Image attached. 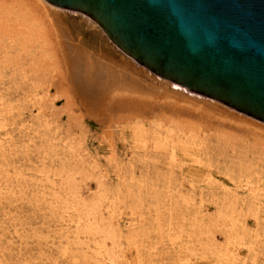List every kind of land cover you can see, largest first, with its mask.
<instances>
[{"label":"rangeland","instance_id":"1","mask_svg":"<svg viewBox=\"0 0 264 264\" xmlns=\"http://www.w3.org/2000/svg\"><path fill=\"white\" fill-rule=\"evenodd\" d=\"M53 14L91 58L156 77L82 13L0 0V264H264V122L180 90L261 130L158 100L103 110L93 78L77 97L40 22Z\"/></svg>","mask_w":264,"mask_h":264},{"label":"water","instance_id":"2","mask_svg":"<svg viewBox=\"0 0 264 264\" xmlns=\"http://www.w3.org/2000/svg\"><path fill=\"white\" fill-rule=\"evenodd\" d=\"M45 1L90 17L154 80L264 122V0Z\"/></svg>","mask_w":264,"mask_h":264},{"label":"bare ground","instance_id":"3","mask_svg":"<svg viewBox=\"0 0 264 264\" xmlns=\"http://www.w3.org/2000/svg\"><path fill=\"white\" fill-rule=\"evenodd\" d=\"M54 15L55 14H53L51 19L41 18L42 20L40 22H43L48 28L47 31L49 32L48 34H50V39L55 48L57 62L62 67V78L66 79V82H68L72 89L71 91H73L77 97L80 85L76 79L81 78L89 82L93 78L96 79L101 88H103L101 98L103 104L101 108L103 110L107 108L106 105H110L113 102H121L122 105L133 106L135 109L144 106V104L150 106L156 105L159 102V106L166 108V110L170 109L179 114L182 113L198 117L207 124L218 123L223 126H236L241 129L244 128L249 130L250 132L253 131L256 135H258V131L261 130H258L257 127L252 129L256 128L258 131L252 130L249 128V125H251L249 121L239 117L237 118V116L220 109L216 104L207 101L202 103V101L200 102L196 98L193 99L192 97L184 95L182 92L193 93L185 87L172 83L174 85L173 87L178 88L176 90L175 88H171L172 86H167V82H158L151 77H147L145 73L137 70V68L128 63V61H124V59H119L111 54L106 57L104 56V59L91 58V53L89 54L77 44H72L71 40H69L71 35L70 25L68 26L63 22L60 16L55 17ZM149 79H151L152 82ZM154 82L160 86H157ZM179 90L182 92L178 93L177 91ZM80 103L88 109L87 112L89 116L96 117L98 115L92 113L95 109L94 103L86 99L80 101ZM100 117H102V115H100L99 118ZM247 123H249V125ZM236 258L237 257H235V259ZM231 264H233V262Z\"/></svg>","mask_w":264,"mask_h":264}]
</instances>
